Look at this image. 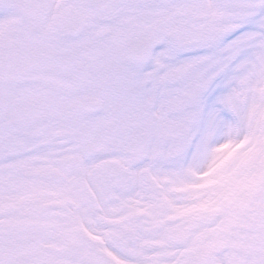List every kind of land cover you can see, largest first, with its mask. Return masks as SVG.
Returning a JSON list of instances; mask_svg holds the SVG:
<instances>
[{
    "label": "snow or ice",
    "instance_id": "obj_1",
    "mask_svg": "<svg viewBox=\"0 0 264 264\" xmlns=\"http://www.w3.org/2000/svg\"><path fill=\"white\" fill-rule=\"evenodd\" d=\"M0 264H264V0H0Z\"/></svg>",
    "mask_w": 264,
    "mask_h": 264
}]
</instances>
